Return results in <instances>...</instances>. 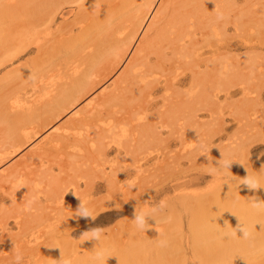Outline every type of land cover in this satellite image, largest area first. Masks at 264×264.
Instances as JSON below:
<instances>
[{
    "label": "rangeland",
    "instance_id": "rangeland-1",
    "mask_svg": "<svg viewBox=\"0 0 264 264\" xmlns=\"http://www.w3.org/2000/svg\"><path fill=\"white\" fill-rule=\"evenodd\" d=\"M4 1L8 0H2L4 5L2 4L3 8L0 7V31L5 29V33L0 35L4 37L0 38V52L3 50L1 46L4 40H10L19 30H24L22 26L26 22L25 17H39V12L34 6L27 5L26 10L17 8V15L13 18L20 22L14 23L16 26L21 25L20 23L22 25L21 28L14 27V24L8 23L6 19L7 14L9 16L7 11L12 13L15 9H11L10 2ZM132 1L89 0L81 11H77L79 7L76 4H63L58 10L52 29L57 26L56 37L63 39L76 34L80 27L92 25L93 21L95 24L98 16H108L107 22L114 25L121 23L126 25L128 30H132L137 20L135 19L134 23L129 20V13L134 7ZM231 1L233 2L228 15L211 22L204 21L206 26L200 31L197 30L189 54L182 55L183 52L179 49L166 47L163 36H160L152 47L153 51L148 48L149 58L145 67L140 64L134 67L141 68H138L137 73V69L128 73L124 67L138 41L133 44L126 61L117 69L108 72L106 67L111 63L110 60L108 64L101 66L100 76L97 71V77L93 78L96 81L103 77V80L99 83L96 81L95 91L91 90L87 97H96L90 99L97 101L98 95V99L103 96L100 92L102 90L105 95H110L108 99L101 98L103 105L96 106L101 109L99 117L102 121L98 117L91 119L87 127L81 125L76 130H69L70 127L65 125V121L71 113L61 116L46 127L37 126V120L31 118L28 121L31 127L26 134V140L23 138L19 143L10 146L4 143L6 128L5 122L0 118V264L18 262L16 256L19 253L22 254L21 260H25L29 253L35 251L36 243L42 239L51 244L45 246L47 251H35L34 258H39V263L47 262L49 256L67 259L83 257L86 249L90 253L96 247L103 250L101 247L105 246L107 251L108 248L111 250L109 246L116 248L114 243L117 245L123 242L127 245L137 241L138 243L134 244H137V247L133 245L132 251L137 248L139 252L136 251V260L141 258L145 264H205L209 258L224 261L223 264H264V242L259 237L250 235L245 238L242 233L232 231L226 238L213 236L209 246L205 241L212 235L199 234L194 230L195 225L202 227L206 218H218L223 213H227L232 221L244 219L249 205L264 194V0ZM37 2L34 0V3ZM174 6L173 1L169 2L164 16L157 23V30L160 31L163 24L171 18ZM28 7L32 8L34 13H31ZM135 8L138 9V6ZM21 10L22 13L29 11L31 14L25 16V12L20 13ZM22 15L25 17L22 18ZM154 32H149L150 36H156ZM34 54L35 52L31 51L25 52L12 61L0 64V94L6 89L3 77L7 72L26 64ZM144 69L146 74H141L144 75L142 79L138 74ZM104 73H108V76L102 75ZM87 97L76 107H84L90 100ZM166 102L174 112L173 117H169L170 120L163 114ZM22 104H30L33 107L41 105V101H23ZM141 108L142 116L139 111ZM137 111L139 114H136ZM105 117L107 119H104V122ZM135 117H140L138 121L141 124L149 121L151 131L145 133ZM257 119H260L259 122L263 121V127H257V131L262 129L261 133L256 131ZM130 120L134 125H140H136V130L128 131L132 136L127 133L124 138L120 134L121 130L117 128L126 127L124 125ZM109 123H118L112 133L107 132ZM100 125H104V128L101 129ZM79 128H82L81 131ZM77 130L81 133L80 136ZM138 130L143 134L139 135ZM94 131H98L96 135ZM66 132L71 134L74 140L82 139L76 142L73 140V143L53 141V134ZM91 138L95 142H92ZM104 138L107 141H104ZM130 139L131 146H128ZM147 143L150 148L146 147L149 146ZM138 146L141 149L137 148ZM127 147L132 151L130 154ZM226 148L233 153L235 151L237 155H230L231 152L227 149L228 155H224L232 158L225 157L220 151L224 152ZM149 149L152 151L149 152ZM138 150L144 151L143 154L148 152L143 155ZM136 153L139 155H135ZM26 155L29 157L25 158ZM218 155L224 157L219 158ZM225 160L232 162L231 168L222 166ZM41 162L50 166L49 174L55 177L58 174L57 178L62 186H68L69 191L60 198L61 201L48 199L44 194L46 189L48 192L47 183L50 180L46 181L35 175ZM60 167L63 168L62 171L59 170ZM103 168L105 172L102 171ZM109 169L112 174H109ZM216 173L219 176H215ZM246 175L257 177L260 188L249 189L243 186V178ZM26 176L39 181H36L35 187L33 183L34 188L28 190L24 187V193L12 187L13 180ZM111 176L114 177V183L108 186L105 181ZM102 177L107 178L103 181ZM57 185L55 184V187ZM81 201L91 210L94 221L91 218L86 220L76 217V210ZM4 208L9 211L3 212ZM152 209H155L158 215L153 212L152 219L149 216L153 222L148 216L137 218L135 215L150 212ZM113 210L121 212L115 214L108 222L94 224ZM19 212L23 217L41 212L48 217L49 225L38 230L40 238L35 239L38 232H20L14 223V216ZM200 220L203 221L201 225L196 223ZM94 228L102 229L99 240L102 244L99 241H91L92 244L89 245L87 238L82 235L84 231ZM145 228L147 229L144 230ZM147 231H150V234ZM141 233L147 238H142ZM133 236L136 237L134 240ZM159 236L165 240H158ZM196 239L201 240L204 245L199 254L192 246ZM154 241L156 243H153Z\"/></svg>",
    "mask_w": 264,
    "mask_h": 264
},
{
    "label": "bare ground",
    "instance_id": "bare-ground-1",
    "mask_svg": "<svg viewBox=\"0 0 264 264\" xmlns=\"http://www.w3.org/2000/svg\"><path fill=\"white\" fill-rule=\"evenodd\" d=\"M37 1H39V2H37ZM87 1H89V0H35V2H37V3H34V0H18V1L8 0V2H10L11 9H15V10L12 13H10V10L7 11L9 13V16L7 14L8 19H6V20L8 21V23H10L12 25L14 24L13 25L14 27H20L22 25V23H20L21 25L17 24V26H16L14 23V22H17V23L20 22V21L15 20V18H13L15 15H17L16 14V11L18 12L17 8L19 10L23 9V8H24L23 10H26L25 7L27 5H30V7L34 6L33 8H35L36 11L39 12L38 13L39 15L36 14L39 17H38V19L32 18V15H30V14L32 12L34 13V10L31 11L32 8L28 7L31 13H29V11H26V12L24 11V12H25V16H26V14H29L30 18L29 17L27 18L24 15H22V18L24 16L25 17L24 20L26 21V22L23 21L24 26H22V27H24V30H23V28H22V31L19 30V33H18L19 35L16 34V36L13 37L12 39L4 40V43L1 46V47H3L2 48L3 50H1V52H0V64L14 60L15 58L19 57V55L22 53L30 52V51L35 52L34 56L30 60H28V62L26 64H23L22 66L15 67L11 71H8L7 74L3 77V81L6 82L5 83L6 89L3 90L0 94V98H1V100H0V118L3 119V121L5 122V128H6V133H5V138H4L5 144H8V145L10 144V146H13L14 144L19 143L23 138H25V140H26V138H27L26 134L28 133L29 127H31V124H29L30 122H28V121L31 118H34L37 120L36 121L37 126L46 127V126L50 125L51 123H53L55 120L59 119L61 116L71 113L69 115L70 117L67 118L65 121V125L70 127L69 130H71V129L76 130V128L80 127L81 125L87 127V125L91 122V119L98 118L100 116L99 114L102 113L100 111L101 109L99 110V108L96 107L97 105H103L104 102L101 100V98L108 99V97L110 96L108 94L105 95V92L102 90L100 92L102 93L103 96L99 97V99H98L99 95L96 94V95H98L97 101L96 100L91 101L92 99H95L96 97L92 98L93 96H91V95H90L91 97H87V95L91 92V90H93L96 87V85H97L96 81L99 83V81L103 78V77L102 78L99 77L98 80L96 79V81L93 78V76L97 77L96 73L98 71V74H99V71L102 69V68L100 69L101 66L103 67V65L105 66L106 63L108 64V62L110 60L111 63H109V66L106 67V68H108L109 71L105 70V67H104V70L106 72L107 71L112 72L115 69H117L118 66H120L123 62L126 61L125 59L127 58L128 53L131 51L133 44L136 41H138L136 47L134 45L135 49L132 52V56L127 60L125 67H124L128 73H132L136 69H137L136 70V73H137V71L141 68H139V67L134 68V67H136L137 64H140L142 67H145L144 66L145 62H147L148 58H149L148 48H150L152 50V47L157 42L156 39L160 36H163L164 39H162V37H161V39L166 42V47H171L170 49H172V48L177 49V50L179 49L180 51L183 52V54L181 53L182 55L189 54V51L191 50V44H192V42H194L197 30L200 31L204 26H206V24H204V21L207 20V21L211 22V21L216 20L218 17H221L223 15H228L230 8H231V4L233 2L231 0H133L132 3L134 5V7L132 8L131 12L129 13V18H130L129 20H131V22H133L135 19H137V20L135 21V24H134V27L132 30H128L127 26L123 25L121 23L114 25V24H111L110 22H107L106 20H108V18H109L108 16H104V17L98 16L96 18L95 24L93 21L92 25L88 24L87 26L80 27L79 31L76 34L70 35L67 38H63V39L56 37L58 34V27L55 26L53 29H52V27H53V23L55 21V18L59 12L58 11L59 8L63 4H66V3L72 4V5L76 4L79 7V10L77 9V11H81L82 9H84L85 4H87ZM171 1H173L174 5H175L174 6L175 7L174 13L172 14L171 18L168 19L165 24H163L162 27L160 26L161 28L159 31L156 29L158 27L157 23H159L161 18L164 16V13L168 8V4ZM1 2H2V0H0V7L2 6V8H3L4 4H3V2L2 3ZM4 2H7V1H4ZM5 6H6V4H5ZM5 6H4V9H5ZM135 6H138V9L135 8ZM23 10H21L20 13H22ZM137 10H139V14H137ZM29 15H27V16H29ZM22 18H21V22H22ZM7 21H6V23H7ZM3 30H5V29L3 28L2 31H0V35H3L5 33ZM151 31H155L156 36H154V35L150 36L149 32H151ZM155 32H154V34H155ZM20 33H22V35ZM17 36H19V37H17ZM0 38L3 39L4 37L0 36ZM155 48H156V46H155ZM176 52H178V51H176ZM156 53H158V52H156ZM178 53H180V52H178ZM181 54H179V55L181 57H183ZM157 57L160 58V56H158V54H157ZM214 61H216V60H214ZM218 61H220V60H218ZM148 71H150V70H148ZM142 73L146 74L145 69L139 71V74H138L140 78L144 79V75L141 76ZM107 74L104 73L102 75H107ZM98 76H100V74ZM107 76H104V77H107ZM94 91H95V89H94ZM148 93L150 94V92H148ZM85 97H87L88 99H90V98H92V99H90L87 102L85 101L86 103H85L84 107L82 106V108L80 107V109L77 108L76 106H78L79 102L82 99H84ZM5 99H7V100L5 101ZM35 100H40L41 105H39V106L35 105L32 107L30 104L26 105V106H24L22 104L23 101H25L27 103V102L35 101ZM100 101H101V103H100ZM169 106H170V104L168 102H166L164 110H163L164 111L163 114L166 115V117L168 116V118L171 117L172 114L174 113L173 110L171 109L172 107L170 108ZM143 110H144V108H143ZM139 111H141L140 112V115H141L142 108ZM139 111H137L136 114H139ZM254 114H256V113H254ZM142 115H143V113H142ZM255 116H257V115H255ZM100 117L98 119H100ZM258 117H259V115H258ZM113 118H114V116H113ZM135 118H136L137 122H139L138 119L140 117L138 119H137V117H135ZM145 118H146V116H145ZM104 119L106 120L107 118L106 117L103 118V121H104ZM254 119H256V118H254ZM169 120H170V118H169ZM258 120H260V119H257L256 121H258ZM131 121L132 120H130V122ZM130 122L127 123L126 125H124L126 127H122V128L120 126L118 127V123L115 125L109 123L107 132L111 131V133H112L115 130V126H116V127H118L117 128L118 130L119 129L121 130L122 133L120 132V134L124 138H126L127 135L130 134V133H128V131H131V129L136 130V127H137L136 125L141 124L139 122L140 124L136 123V125H134L133 122H131V123ZM144 122L145 123L142 122V124L140 125L141 126L140 128L145 133L148 130L151 131L150 127H152V126H150L149 121H148V123L146 121H144ZM261 123H263V121H261V122L258 121V123H257L258 125H256V123H255L256 131H257V129H258L257 127L259 125H261V128L264 126V125L262 126ZM127 125H129V126H127ZM100 126H102V125H100ZM103 126L101 127V129L104 128ZM96 128H98V127H96ZM81 129H80V131H81ZM260 129L257 132H260L262 130V129L261 130ZM88 131H89V129H88ZM150 131H149V133L151 134ZM97 132L98 131H94L95 135ZM102 132H103V130H102ZM138 132H139V130H138ZM66 133L53 134L54 135V136H52L53 141L55 143H57V142L60 143L61 141H66V143H70V142L73 143L72 141L75 138L72 137L71 134H69V133L66 134ZM86 133H88V132H86ZM108 133H106V134H108ZM149 133L147 134L148 136H149ZM152 133H153V131H152ZM260 133H258V135H260ZM77 134H79L78 130H77ZM80 134L78 136H80ZM89 134L92 135V133H90V132L88 133V135ZM99 134H101V133H99ZM104 134H105V132H104ZM140 134H143V133L139 132V135ZM116 135L117 134H115V136ZM85 136H87V134ZM92 136H94V134ZM112 136H113V134L111 135V137ZM115 136H114V138H115ZM142 136H144V135H142ZM75 137H76V135H75ZM82 137L84 138V136H82ZM111 137L108 136V138H111ZM92 138H94V137H92ZM92 138H91L92 142H95V140H93ZM140 138H141V136H140ZM81 139H78V140L80 141ZM106 139H107V137H106ZM106 139L104 138V141ZM76 140H77V138H76ZM76 140H74V141L76 142ZM130 141H131V139L128 140V142H129L128 146H131ZM142 141H144V140H142ZM109 142H110V140H109ZM137 142H140V141H137ZM118 143H119V141H118ZM100 145L101 144H99V146ZM104 145H106L105 142H104ZM147 145H149V144L147 143ZM142 147H143V145H142ZM146 147L150 148V145L146 146ZM235 147H233V148H235ZM137 148H140V147L138 146ZM230 148H231V146H230ZM135 149H136V147H135ZM227 149L228 148H226V151L224 149H222L226 153H224L223 151H220L223 153V154L222 153L221 154L222 155L227 154L228 153ZM127 150L129 151V154L132 152L131 150L128 149V147H127ZM142 150H148V148H146V149L142 148ZM234 150H237V149L235 148ZM98 151H100V150H98ZM138 151H141V150H138ZM151 151H152V149L149 152H151ZM142 152L145 153L144 151H141V153ZM147 152L148 151H146V154H147ZM229 152H231L230 155H232V156L237 155L235 153V151L233 153L232 150L231 151L229 150ZM137 154L138 153H136L135 155H137ZM139 154H140V152H139ZM146 154H143V155H146ZM131 155L134 156V154H131ZM227 155H224V156L226 157ZM27 156L28 155H26L25 158ZM29 156H30V154H29ZM224 156H221V157H224ZM232 156H227V157L232 158ZM132 157H131V159H132ZM144 157H143V159H144ZM218 157H219V155H218ZM221 157H219V158H221ZM145 158L147 159V157H145ZM129 160H130V158H129ZM135 161H133V162L135 163ZM60 165H62V164H60ZM48 166H49L48 164H44L43 162H41L38 169H36V171L38 170V172L35 173V175L37 177L42 178L46 181L50 180V181H48L49 183H47V184H49L48 192H47L46 188H45L46 193L44 191H41V192H44V194L46 195V197L48 199L61 201L60 198H63L64 194L69 191L68 186H62V184L59 182L60 179L57 178L58 174H56V177H55V175L52 176V174H49V172H51V168H50V166L49 167ZM61 168L62 167H60L59 170H61ZM101 168H100V170H101ZM113 170L114 169H112V172H113ZM102 171L105 172L104 168ZM120 171H119V173H120ZM108 172H109V174H112V173H110L111 172L110 169L108 170ZM65 174H67V173H65ZM14 175L17 176L16 174H14ZM106 175H108V173ZM214 175L219 176V174H217V173ZM103 176H105L104 173H103ZM112 176L110 179L108 178V180H106V181H105V179L109 176H107L105 179H104V177H102L104 179L103 181H105L106 184L108 183V186L110 184L114 183V177L112 178ZM26 177H28V176H26ZM26 177L19 178L17 180H13L12 187H16V188L20 189V191L26 190V188H24V187H27L28 190L30 188L31 189L34 188L36 181H38V180H31L29 177H28L29 179ZM64 177H66V176H64ZM13 178H14V176H13ZM43 181H41V182H43ZM33 183H34V187H33ZM55 184H58V185L55 187ZM30 185H31V187H28ZM105 186H107V185H105ZM15 190H17V189H15ZM15 190H13V191H15ZM43 190H44V188H43ZM24 193H26V191H24ZM46 197H45V199H46ZM117 201L119 202V200H117ZM253 202L258 203V204L264 203V194H262L259 199H256ZM253 202H252V204H253ZM252 204L249 205V208L247 210V214H246L244 219H241V220L238 219V220L232 221L228 218L227 213H223L221 216L218 215V216H220L218 218H211V217L206 218V221H204L203 225H201L203 223L202 220H200V222L197 221L196 223H198L202 227H200V226L196 227V225H195L194 230L197 231L199 234L212 235L208 241H205L207 244H209V246H211L210 244L212 243L211 239L213 238V236H216V237L219 236L221 238H226L232 231H234V232L237 231L236 229H237L238 225H242V226L246 227L250 231L251 237H256V238L259 237L261 239V241L264 242V208L256 209V208L252 207ZM100 208H101V206H100ZM8 211L9 210H7V208L3 209V212L7 213ZM120 212H121V210H113L110 213H107L100 220H98V222H95L94 224H96V223L101 224V223L108 222L111 220V218L113 216H115V214H119ZM37 213H38V211H37ZM37 213L23 217V215H21V212H19L14 216V223L17 225V227L19 228L21 233L24 234V233L30 232V234H35L36 232H38L39 229H41V227L49 225V224H47L48 217L45 215H42V212L39 214H37ZM25 215H27V214H25ZM148 218H149V216H148ZM150 218H151V216H150ZM240 218H242V217L240 216ZM151 219H150V221H151ZM154 220H156V219H154ZM151 222H153V221H151ZM89 225H91V224H89ZM132 228H134V227H132ZM136 230H138V229H136ZM134 231H135V229H134ZM39 232L36 234L35 239H37L38 237L40 238ZM238 233H241V232L238 231ZM141 235H142V238H147V237H144L143 233H141L140 236ZM151 235H153V234H151ZM162 236H159L158 240L159 239L165 240V239H163ZM134 238H136V237L133 236L132 239L134 240ZM53 239L55 240L56 238L53 237ZM53 239L51 240L52 243H53ZM101 240H103V239H101ZM122 241H124V240L122 239ZM135 241H136V239H135ZM156 241H154L153 243H156ZM90 242L91 241H89V245L92 244ZM136 242H134V244ZM99 243H101V242L99 241ZM103 243L105 244L106 242H103ZM109 243L111 244V242H109ZM50 244L51 243L47 240H44V239L40 240L39 242L36 243V247H35L36 253L41 249H43V252H44V250H46L45 246L50 245ZM96 244H97V242H96ZM134 244L132 243V244L125 245L123 242H120L116 245L114 243L116 248L115 247L112 248V246H113L112 244H111L112 246L107 245V247L108 246L111 247V250H109V248H108L107 251L104 248L105 246L101 247L105 253V259L102 262V264H145V263H143L141 258L139 261L136 260L138 256H136L135 254H137L139 251L137 248H136L137 250L133 249L135 251V253H134V251H132V247ZM136 245H134V246H136ZM156 245L157 244H155V246ZM97 246H100V245H97ZM101 246H103V245H101ZM150 246H151V243H150ZM192 246H193V248L197 254H199L204 249V247H203L204 245L202 244L201 240L196 239V241L194 242V244ZM35 251H33L32 253H29V256L27 258H25V260L20 259V261L12 262V263L10 262V264H25V262L28 264H44V263L45 264H61V257H59V256L56 258L55 257L51 258L52 256H49V258H48L49 260H47V262L39 263V258L38 259H37V257H36V259L34 258L36 255ZM46 251H45V253H46ZM86 251L83 253V254L86 253L83 257H75V258H69V259L64 257V258H62V260H68L69 264H94L92 257L94 256L95 252L100 251V250L96 247L94 249V251H91L90 253L87 249H86ZM136 251H138V252L136 253ZM182 252L185 255V252L184 251H182ZM13 255H12V257H13ZM39 255H40V253H39ZM50 255H52V254H50ZM19 256L22 258V254L19 253ZM53 256H55V255H53ZM8 257H9V255H8ZM41 257H42V254H41ZM7 259H9V258H7ZM3 260H5V258ZM122 260H123V262H122ZM4 262H6V260ZM223 263H224V261H219V260L217 261L214 258H209L205 262V264H223ZM203 264H204V262H203Z\"/></svg>",
    "mask_w": 264,
    "mask_h": 264
},
{
    "label": "clouds",
    "instance_id": "clouds-1",
    "mask_svg": "<svg viewBox=\"0 0 264 264\" xmlns=\"http://www.w3.org/2000/svg\"><path fill=\"white\" fill-rule=\"evenodd\" d=\"M222 166L225 168H231L232 162L229 160H225L223 162ZM242 185L246 186L249 189H259L260 188V181L257 177L246 175L243 178ZM252 207L256 208V209H261V208H264V203L258 204V203L253 202ZM153 212H155V209H152L150 212L135 213V215L137 218H141V217L151 216ZM76 217L77 218H83L86 220L89 218H91V220H93V221L95 220L93 215H92L91 210L82 201L80 202V204L76 210ZM146 229L147 228H145L144 230H146ZM236 230L241 232L245 238H247L251 235L250 231L242 225H238ZM101 234H102L101 228L90 229V230L84 231L82 233V235L87 238V241H99L101 238ZM20 259H21V257L19 255H17L16 260L19 261ZM92 259L94 261V264H102V262L105 259L104 251L100 250V251L95 252ZM61 264H69V262L66 260H62V258H61Z\"/></svg>",
    "mask_w": 264,
    "mask_h": 264
}]
</instances>
